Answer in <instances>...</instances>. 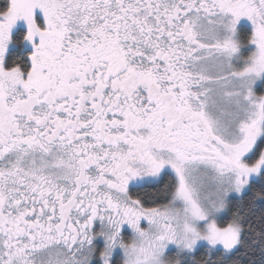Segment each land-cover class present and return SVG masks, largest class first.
<instances>
[{"label":"snow or ice","instance_id":"obj_1","mask_svg":"<svg viewBox=\"0 0 264 264\" xmlns=\"http://www.w3.org/2000/svg\"><path fill=\"white\" fill-rule=\"evenodd\" d=\"M0 264H264V0H0Z\"/></svg>","mask_w":264,"mask_h":264}]
</instances>
